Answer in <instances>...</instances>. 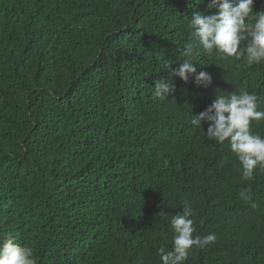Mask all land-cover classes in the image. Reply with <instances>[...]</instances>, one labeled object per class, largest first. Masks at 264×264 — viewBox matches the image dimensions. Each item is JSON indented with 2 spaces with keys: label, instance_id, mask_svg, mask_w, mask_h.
<instances>
[{
  "label": "trees",
  "instance_id": "trees-1",
  "mask_svg": "<svg viewBox=\"0 0 264 264\" xmlns=\"http://www.w3.org/2000/svg\"><path fill=\"white\" fill-rule=\"evenodd\" d=\"M207 3L0 0V239L36 264H161L188 202L195 235L216 240L185 264H264V170L242 179L228 143L190 124L220 92L244 89L264 111V62L201 50L210 86L176 78L167 100L154 95ZM250 127L264 137V121Z\"/></svg>",
  "mask_w": 264,
  "mask_h": 264
},
{
  "label": "clouds",
  "instance_id": "clouds-1",
  "mask_svg": "<svg viewBox=\"0 0 264 264\" xmlns=\"http://www.w3.org/2000/svg\"><path fill=\"white\" fill-rule=\"evenodd\" d=\"M203 3V0H199ZM254 0H208L210 14L193 13L188 19L190 36L182 49L185 57L180 66L171 71L167 80L154 83V95L167 100L175 92L174 80L185 83L194 77L198 87L207 88L212 77L207 72H199L194 66V57L203 50L224 58H234L251 67L264 62V12L254 11ZM216 94L211 105L196 116L190 124L202 129L207 122L206 138L219 144L228 143L240 165L242 179H251L254 171L264 170V137L251 130L253 121H264V111L258 110L257 96L244 89L227 95ZM241 199L257 207L252 196L241 192ZM182 213L171 218L174 232L172 246H161L157 255L161 264H185L194 248H204L214 243V234L195 235L193 208L185 202ZM0 264H36L31 247L22 246L14 236L6 234L0 239Z\"/></svg>",
  "mask_w": 264,
  "mask_h": 264
}]
</instances>
